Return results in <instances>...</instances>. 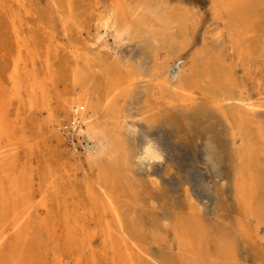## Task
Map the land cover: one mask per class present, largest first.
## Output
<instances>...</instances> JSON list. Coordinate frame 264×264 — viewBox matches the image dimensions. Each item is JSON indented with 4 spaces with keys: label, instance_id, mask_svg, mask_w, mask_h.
Listing matches in <instances>:
<instances>
[{
    "label": "rangeland",
    "instance_id": "1",
    "mask_svg": "<svg viewBox=\"0 0 264 264\" xmlns=\"http://www.w3.org/2000/svg\"><path fill=\"white\" fill-rule=\"evenodd\" d=\"M136 1L0 0V264H264V0H158L167 24L134 15L165 39L154 55L102 26ZM84 80L158 159L87 156L66 107Z\"/></svg>",
    "mask_w": 264,
    "mask_h": 264
},
{
    "label": "bare ground",
    "instance_id": "2",
    "mask_svg": "<svg viewBox=\"0 0 264 264\" xmlns=\"http://www.w3.org/2000/svg\"><path fill=\"white\" fill-rule=\"evenodd\" d=\"M122 6L120 5V3H117L116 5H114V4L111 5L110 9L107 11V13L104 15V17L102 19L103 28L105 30L112 29V28H114L113 26L117 24V30L119 31V33H123L127 39H129V40L131 39L134 42L135 41L136 42L143 41L145 43V45H147L148 48H150L149 50H151L152 54L154 55L157 52L159 44H160L163 37L157 33L158 30L156 32V30H154L153 28L147 27V25L144 22H142L140 19L134 18V15L136 12H140L141 9H148L155 16L154 20L157 19L160 22H162L163 24H167V22H168L167 21V15H166V12L164 11V8L161 6V4L159 3L158 0H137L135 6L130 7L129 10H127V12L123 10ZM169 15L170 14H168V16ZM130 17H132V18H130ZM174 17L175 16L173 15V18ZM170 18H172V17H170ZM175 20H176V17H175ZM121 21L123 23H120V25H118V23ZM179 21L177 20V25L179 24L178 23ZM174 24H176V22ZM179 28H181V27H179ZM126 38H125V40H126ZM163 40L165 42V39H163ZM143 42H141V43H143ZM121 58H123V57H121ZM14 76H15V74H14ZM75 85L78 86L75 88V91L77 92V89H78V90H80V92L82 94H78V95L76 94L77 96L71 97V100H69L67 103V106H66L67 112H69V116H70V123H68V124L72 125V127L75 129L73 134H74V137H76V139H78V141L85 140V141H87V143H91V142L93 143L92 146H89L90 144L86 146V149L88 150L87 156L89 158H92L96 161H100L103 157H105V158L107 157L108 161H109L110 170L113 172V174L114 173L118 174L119 173L118 169H119L120 163H121L120 160L124 159L126 157V153H127V155L129 154L133 158V160H134L133 166L136 169L137 168L143 169L144 165L149 163L151 160L156 159L155 157H159L156 145L152 142L148 141V143L144 145L142 150L141 149L138 150V148L135 147V144H134L135 142H134V138H133L134 132L131 131L132 125H130V123L126 122V120H123L124 117L126 116L125 110H127V109L124 110L123 109L124 106H122V104L120 105L119 101L116 100L115 97H111L112 96L111 93L109 94V92H108L106 100L101 101V100H98L96 98L94 99L92 97L91 93L87 91L85 80H84V82L76 81ZM119 86H120V84H119ZM126 106H127V104H126ZM259 106L263 107L264 105L259 104ZM99 110H102L100 117L98 116ZM128 121H129V119H128ZM4 123H5V121L3 118V114L0 111V157L3 156L5 153V147L2 146L3 145L2 138L4 137V135H6L5 134L6 133L5 125H3ZM73 128H72V130H73ZM135 128H136V126H135ZM8 138H10V137H8ZM5 146H7V145H5ZM10 150H9V152H10ZM1 159H3V158H1ZM128 172L131 174L132 169L129 170ZM116 179L120 180L117 177H116ZM20 189H21V187H20ZM0 191L1 192L4 191V187H0ZM121 191H122V193L124 192L123 190H121ZM4 198H5V196H4ZM112 203H114L113 200H112ZM8 210H9V208H7V211ZM112 212L114 213V215L116 217H118V214H117L116 209L114 207H112ZM10 214H12V213H10ZM14 214H16V210L14 211ZM4 215H5V217H7L6 214H4ZM9 216H11V215H9ZM22 218L23 217H21V219ZM179 218H180V216H179ZM107 219H108V217H107ZM9 220L11 222V219H8V221ZM10 222H7V220H3L2 223L0 224V231L5 228L6 223L10 224ZM25 223H26V221H25ZM18 227H19L18 228L19 234H22L23 225L20 224ZM135 227L137 228V226H135ZM110 232H111V230L109 229V232L106 233V240L109 242V244L111 246L110 248L115 249V251L113 250V252L116 253L119 251L120 244L113 240V237H111ZM120 233H122V232L120 231ZM21 239L22 238H20L19 240H21ZM179 242L182 243L181 241H179ZM129 244H131V243H129ZM1 245H2V243H1ZM223 254H225V253H223ZM224 256H226V255H224ZM136 260L133 257H131L130 255L128 256V254H127L124 257L122 262H123V264H136ZM7 261H8V264H24L25 260L23 261V257L19 253H13L10 255V257Z\"/></svg>",
    "mask_w": 264,
    "mask_h": 264
},
{
    "label": "snow or ice",
    "instance_id": "3",
    "mask_svg": "<svg viewBox=\"0 0 264 264\" xmlns=\"http://www.w3.org/2000/svg\"><path fill=\"white\" fill-rule=\"evenodd\" d=\"M155 158H157V159H158V157H155Z\"/></svg>",
    "mask_w": 264,
    "mask_h": 264
}]
</instances>
